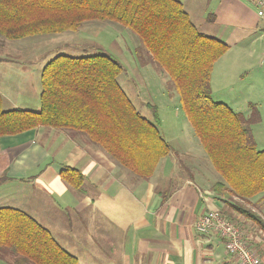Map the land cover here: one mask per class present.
Listing matches in <instances>:
<instances>
[{
	"label": "trees",
	"instance_id": "obj_1",
	"mask_svg": "<svg viewBox=\"0 0 264 264\" xmlns=\"http://www.w3.org/2000/svg\"><path fill=\"white\" fill-rule=\"evenodd\" d=\"M95 20L116 23L139 38L150 60L169 77L221 178L212 186L216 197L264 237V218L249 207L250 199L264 194V150L257 149L251 131L259 121L257 107L249 103L245 118L212 99V69L229 46L200 33L179 0H0V37L10 41L75 32ZM123 72L108 54H57L41 71L38 111L4 110L0 95V137L38 127L82 133L117 164L148 180L169 145L156 113L153 120L142 116L119 85ZM59 175L80 191L83 176L77 169L63 167ZM2 253L14 256L15 264H77L48 229L11 207H0Z\"/></svg>",
	"mask_w": 264,
	"mask_h": 264
},
{
	"label": "crops",
	"instance_id": "obj_2",
	"mask_svg": "<svg viewBox=\"0 0 264 264\" xmlns=\"http://www.w3.org/2000/svg\"><path fill=\"white\" fill-rule=\"evenodd\" d=\"M179 2L190 15L184 2ZM208 15L212 21L208 26H213L210 28L218 30L221 26L242 36L233 42L229 36L220 39L221 34L209 27H204L209 30L207 34L200 32L229 46L213 66L211 96L258 92L256 85L236 88L229 82L264 81L263 11L249 0H218ZM61 45L69 46L67 42ZM147 61H151L148 55ZM4 62L18 63L0 57V64ZM47 62L38 58L35 66H22L25 72L15 74L14 80L0 75V95L6 110H39L40 74ZM129 86L131 94L121 88L141 114L139 109L150 105L135 100V86L130 82ZM176 147H169V154L158 162L153 175L143 180L113 161L82 133L38 127L0 137V179L5 177L0 186L11 184L14 189L7 197L12 204L0 207L15 208L34 218L77 258V264H237L226 254L221 238L199 235L193 228L200 215L218 211L248 233L249 245L264 264L262 233L218 200L212 186L221 178L217 175L214 181L206 175L205 169L211 166L208 158ZM176 152L181 154L179 160ZM177 161L187 174L171 182L167 167L175 169ZM63 167L77 169L83 176L80 191L61 180ZM249 207L264 218V194L250 199ZM0 261L7 264L2 257Z\"/></svg>",
	"mask_w": 264,
	"mask_h": 264
},
{
	"label": "rangeland",
	"instance_id": "obj_3",
	"mask_svg": "<svg viewBox=\"0 0 264 264\" xmlns=\"http://www.w3.org/2000/svg\"><path fill=\"white\" fill-rule=\"evenodd\" d=\"M180 1L184 2V8L189 12L190 19L196 29L199 32L207 34L209 30L204 27H213L208 26L212 22L208 14L211 13L212 7L218 0ZM210 31L215 32V34L220 33V39L222 40L227 39L229 36V40L235 42L236 39L242 37L240 35V37H237L236 34L221 26L218 30L210 28ZM66 42L69 44L68 47L61 45ZM74 43L76 44L74 45ZM97 46L100 48L99 50L96 49ZM97 53L108 54L122 64L124 72L119 75L121 86L126 90L127 94H131L130 82L133 87L135 86L134 92L138 95L135 97V100L149 103V108L142 107L139 109L141 115L153 120L156 113L158 125L160 123V132L171 143H169L170 148L173 146L174 149H177V145L180 151L193 152L195 156L201 153L204 157H207L186 119L178 94L171 87L169 77L152 60L150 62L147 61L148 53L139 38L130 30L116 23L97 20L87 21L83 23L77 32L37 35L14 41L0 37V57H7L13 61H18L17 64H14V62L0 64V75L4 79L14 80L15 74L25 72V70H21L22 66L31 68L35 66L38 58L39 61L42 60L43 62V60L49 61L57 54L80 57ZM233 83L236 84V88H248L250 85H256L260 90L258 89V92L247 91L243 96L238 93L232 94L233 92H227L220 97L214 96L212 99L216 102L224 103L233 112L240 113L245 118L250 114L247 104H255L259 113V121L251 126V131L257 149L264 150V81L256 83L249 82L248 79L244 81L232 80L229 82V85ZM132 98L134 101L133 94ZM3 109L6 110V104L3 105ZM175 155L178 156V160L181 158L180 152H176ZM184 165H186V162ZM167 173L171 182L180 178V175L187 174L185 168L181 166L180 161H177L175 169L167 167ZM205 173L213 178L214 181L215 177H218L212 166H208L205 169ZM13 193L14 189L11 184L0 186V206H10L12 203L7 197ZM1 257L7 264H14V256L2 253L0 254ZM0 264L5 263L0 261Z\"/></svg>",
	"mask_w": 264,
	"mask_h": 264
},
{
	"label": "built area",
	"instance_id": "obj_4",
	"mask_svg": "<svg viewBox=\"0 0 264 264\" xmlns=\"http://www.w3.org/2000/svg\"><path fill=\"white\" fill-rule=\"evenodd\" d=\"M251 1L256 8L264 13V0ZM193 228L199 235L215 234L221 238L226 254L235 259L237 264H263L249 245L248 233L238 224L226 219L218 211H209L200 215L195 220Z\"/></svg>",
	"mask_w": 264,
	"mask_h": 264
}]
</instances>
